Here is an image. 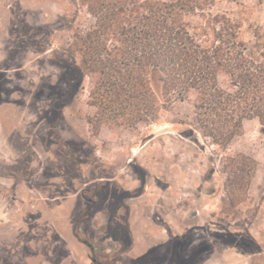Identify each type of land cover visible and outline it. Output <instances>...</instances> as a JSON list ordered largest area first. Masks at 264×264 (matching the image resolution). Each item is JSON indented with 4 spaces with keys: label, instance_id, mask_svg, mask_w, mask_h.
<instances>
[{
    "label": "rangeland",
    "instance_id": "374dc122",
    "mask_svg": "<svg viewBox=\"0 0 264 264\" xmlns=\"http://www.w3.org/2000/svg\"><path fill=\"white\" fill-rule=\"evenodd\" d=\"M214 11L246 41L264 29V0H215ZM91 24L75 0H0V264H264L258 124L224 150L178 124L194 113L176 102L156 123L96 132L87 80L65 103L72 35ZM239 154L255 170L232 191L222 166Z\"/></svg>",
    "mask_w": 264,
    "mask_h": 264
},
{
    "label": "trees",
    "instance_id": "16d2710c",
    "mask_svg": "<svg viewBox=\"0 0 264 264\" xmlns=\"http://www.w3.org/2000/svg\"><path fill=\"white\" fill-rule=\"evenodd\" d=\"M75 1L92 24L72 35L69 54L79 62L65 103L87 80V104L97 111L86 119L91 129L153 124L179 102L194 122L177 123L221 149L248 121L264 136V29L251 27L246 41L238 22L214 11L215 0ZM254 170L243 154L222 166L232 191L247 187Z\"/></svg>",
    "mask_w": 264,
    "mask_h": 264
},
{
    "label": "flooded vegetation",
    "instance_id": "af4514ba",
    "mask_svg": "<svg viewBox=\"0 0 264 264\" xmlns=\"http://www.w3.org/2000/svg\"><path fill=\"white\" fill-rule=\"evenodd\" d=\"M53 107H54V106H53ZM53 107H52V108H53ZM63 145H64L63 148H65V147L67 148V144H66V143H64ZM66 148H65V149H66ZM68 149H69V151H70V148H69V147H68ZM68 149H67V150H68ZM67 150H66L65 152H63V153L58 152V156H60V158H62V157H65V158H66V157H70V154H71V153L69 152V154H68ZM54 154H55V153H54ZM77 218H80V214L78 215ZM82 220L85 221V223H87V221H86L85 218H82Z\"/></svg>",
    "mask_w": 264,
    "mask_h": 264
}]
</instances>
